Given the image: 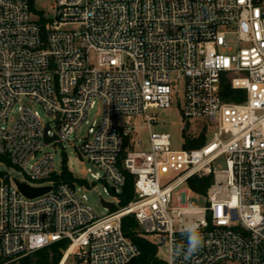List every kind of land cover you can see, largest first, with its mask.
I'll return each instance as SVG.
<instances>
[{"label":"built area","instance_id":"built-area-1","mask_svg":"<svg viewBox=\"0 0 264 264\" xmlns=\"http://www.w3.org/2000/svg\"><path fill=\"white\" fill-rule=\"evenodd\" d=\"M50 10L41 23L30 0H0V163L19 181L52 186L27 198L0 170V264L63 240L58 264L71 256L73 264H138L125 216L141 237L166 244L167 257H157L164 264H264V0H55ZM224 86L239 102L225 99ZM178 92L183 119L204 121L210 140L186 148L201 134L187 133L179 150L167 132L150 131L147 149L139 137L126 140L133 118L150 129L149 111L169 109ZM23 99L52 120L41 122ZM96 104L100 122L71 144L96 169H87L92 181H64L50 154L30 163L42 145L69 146ZM125 172L133 198L121 206ZM208 176L205 194L189 188L192 177ZM92 182L117 198L101 216L80 193ZM189 222L200 225L203 246L185 260L173 253L186 247Z\"/></svg>","mask_w":264,"mask_h":264},{"label":"rangeland","instance_id":"rangeland-1","mask_svg":"<svg viewBox=\"0 0 264 264\" xmlns=\"http://www.w3.org/2000/svg\"><path fill=\"white\" fill-rule=\"evenodd\" d=\"M54 1L55 0L33 1L34 10L38 13L39 12L42 13L45 22L50 21V17L52 16L50 6L54 3ZM36 12L32 11V13L35 16L40 17L39 14H37ZM228 42L234 46L235 45L234 37L229 36ZM91 61L92 63H94L95 61L93 54L91 55ZM171 101H172V106L169 109H165V110L155 109L149 111V113L151 114L154 113L156 117V123H153L150 129L142 125L144 121L143 117L140 116L133 118L132 122L135 125V133L132 134L130 137L126 138V140L129 143H132L135 137H139L141 141V147L143 149H147L148 136L150 131L167 132L171 135V148L173 150H179L183 146L184 135H186L187 133L190 135L200 134L203 126L205 125L204 121H191L187 123L183 119V116L181 114L182 101H183L182 93L181 92H178L177 94L173 93L171 97ZM23 104L29 107L30 109L37 111L41 122L45 123L52 120L53 116L49 113H46L42 108V106L37 102H34L29 99H23ZM16 114H17V107H14L9 122L12 121V119L16 116ZM87 119L89 121L88 124L82 125L71 136V142L69 146L66 145L64 149H62L57 144L50 143V144L42 145L40 151L30 160V163H35L37 160L41 159L46 154H50L54 158V167L57 171L60 170L63 164L65 163L67 169L74 177L92 181L90 179L89 173L87 172V169L91 168L93 171H96V169L89 161L83 158L78 152L77 148L71 146V144L76 146L79 145L80 143L79 139L86 136L88 126L93 120L97 121L98 123L100 122L101 109L99 104H96L95 107L89 111ZM202 134L204 135L205 141L211 139V132L208 133L203 132ZM219 163H221L222 166L224 167L222 161H219ZM0 170L7 173L9 176L20 178L18 172L14 168L6 165L5 163H0ZM185 187L188 188L186 185H183L174 192V200H173L174 206L177 205L176 194H178L180 189ZM80 193L86 196L87 204L92 208V210L97 216H101L108 213V210L104 209L101 203V198L109 203H116L117 201V198L114 195L106 193L105 186L101 182L90 183L88 187H83ZM191 201L197 207H203L205 206L206 198L204 196L195 195L192 196ZM138 231L139 233H142V230L139 227H138ZM148 239L156 246L157 249L156 256L159 259L164 260L167 257L166 244L164 242H160L159 239L152 238L151 236H148ZM64 250H62V253ZM74 262L75 259L74 257L71 256L66 261L65 264H73Z\"/></svg>","mask_w":264,"mask_h":264},{"label":"trees","instance_id":"trees-1","mask_svg":"<svg viewBox=\"0 0 264 264\" xmlns=\"http://www.w3.org/2000/svg\"><path fill=\"white\" fill-rule=\"evenodd\" d=\"M33 1L30 0L31 11L36 12L33 8ZM39 14V20L44 23V17L41 12ZM233 93L227 86L223 87V96L225 99L239 102V99L234 97L230 98V94ZM205 142L204 135L201 133L197 139L187 141L185 147L193 148L203 145ZM125 184L123 186L120 205L124 206L133 198L134 179L133 176L125 172ZM61 178L64 181H72V175L67 169L65 163L62 166ZM213 179L211 176L197 178L192 177L188 180L189 188L197 194H205L207 188L211 185ZM122 230L124 234L132 240V242L138 247L140 256L136 259L138 264H164L156 256V246L149 242L147 239L140 236L136 221L131 216H125L122 219ZM69 243V242H68ZM67 241H59L49 246L43 247L29 255H26L18 264H58L62 256V250L68 246Z\"/></svg>","mask_w":264,"mask_h":264},{"label":"clouds","instance_id":"clouds-1","mask_svg":"<svg viewBox=\"0 0 264 264\" xmlns=\"http://www.w3.org/2000/svg\"><path fill=\"white\" fill-rule=\"evenodd\" d=\"M181 235L186 238L187 245L176 246L174 248V256L183 254L184 259L187 260L194 253H196L203 246V235L200 231V225L195 222L184 224L181 229Z\"/></svg>","mask_w":264,"mask_h":264},{"label":"water","instance_id":"water-1","mask_svg":"<svg viewBox=\"0 0 264 264\" xmlns=\"http://www.w3.org/2000/svg\"><path fill=\"white\" fill-rule=\"evenodd\" d=\"M50 140L51 139L46 137L45 135V142H49ZM12 180L19 192L27 198H35L41 196L52 189L51 185L31 186L25 182L19 181L16 177H13ZM102 204L105 205V207H107L108 209H111L113 206V203L102 202Z\"/></svg>","mask_w":264,"mask_h":264}]
</instances>
